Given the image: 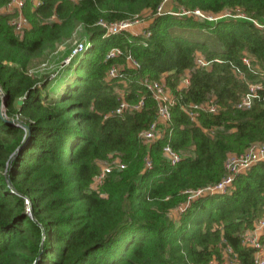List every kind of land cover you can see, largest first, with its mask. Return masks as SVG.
<instances>
[{
	"label": "trees",
	"instance_id": "trees-1",
	"mask_svg": "<svg viewBox=\"0 0 264 264\" xmlns=\"http://www.w3.org/2000/svg\"><path fill=\"white\" fill-rule=\"evenodd\" d=\"M9 1L0 0V7ZM25 1L31 26L21 35L0 13V264H208L225 246L239 264H254V250L241 236L263 214L264 160L238 174L229 194L193 200L176 220L169 213L186 201V190L219 181L228 154L264 142V90L249 109L234 107L248 83L261 79L241 57H254L264 72V34L247 19L155 14L163 0H39L34 9L33 0ZM171 2L178 9L239 8L264 18V0ZM144 12L154 14L147 38L103 36L97 24ZM79 27L86 36L82 54L66 68L30 73L35 59ZM113 47L130 50L139 63L126 70V99L143 96L144 105L105 117L120 102L121 85L106 79L109 66L124 61L105 58ZM197 51L221 62L196 68ZM185 70L189 85L178 89ZM163 73L175 103L164 136L147 147L139 133L155 119L156 103L139 81ZM212 96L221 107L216 114L201 111L194 122L183 110ZM166 143L183 154L175 165L162 156ZM111 154L125 167L91 189Z\"/></svg>",
	"mask_w": 264,
	"mask_h": 264
},
{
	"label": "built area",
	"instance_id": "built-area-1",
	"mask_svg": "<svg viewBox=\"0 0 264 264\" xmlns=\"http://www.w3.org/2000/svg\"><path fill=\"white\" fill-rule=\"evenodd\" d=\"M9 5H13L16 8H20L23 4V0H10L8 2ZM161 3L157 9L155 14L163 13ZM182 15L186 13H191L199 17L200 20H216L221 17H229L231 16L234 19H247L254 23V25L264 34V18L262 20L254 19L247 16L243 13L239 8H235V13L230 15L226 13L225 15L222 14H210L199 9L194 10H187V9H180ZM154 14L147 15L150 16L148 19H131V20H121L115 22H105L103 20L97 21V24L104 28V35L109 36L118 34L121 32H128L132 36H141L147 38L150 36L151 32L149 30V24L152 20ZM142 21V22H140ZM10 22V21H9ZM17 23L16 20L13 21V24L10 22L11 25H15ZM19 27V24L17 25ZM86 40L80 42L76 48L71 52L70 56L66 62H68L71 58L81 52L85 48ZM121 56H124L123 62H114L109 66L106 71V79L107 80H116L121 86L117 87L116 93L120 98V102L117 107L109 114L105 115H117L121 116L126 112H134L140 111L144 105V97L140 96L139 100L136 102H129L126 99V95L128 92V82H127V74L126 70L128 69H138L139 63L134 59L130 50L126 52L119 48L113 47L107 53L105 58L106 59H116ZM213 61L221 62L219 59L208 60L202 53L196 52L194 56V67L196 68H210ZM241 61L246 67L254 69V72H258L260 74L261 79L255 82H249L247 90L242 93L237 102L234 103V107L236 109H249L254 100L259 97L260 91L264 90V72L260 70L253 62L255 58L249 56L248 54H244L241 57ZM236 73L239 75L240 78H244L243 74L239 69L235 70ZM262 71V72H261ZM168 73H163L159 79H152L149 77H143L139 83L143 86L148 93L150 94L151 98L156 103V115L155 119L149 124L146 129H143L139 133V137L147 145V147L151 146L155 141L159 138L164 136L166 129L170 124L171 119V106L175 103V97L171 89L167 86L165 77ZM189 85V70H185L183 75L180 77V81L178 84V89H183L188 87ZM0 95H2V90L0 88ZM183 110L189 116V118L197 122L199 113L206 112L211 114H216L221 110L220 105L217 103L215 97H210L209 99L201 102V103H189L186 106H183ZM111 156L115 157L110 161H104L107 164L101 167L98 173L94 176L97 182L102 185L105 178L109 173L113 170H121L125 166L122 163L121 159L116 154H111ZM162 156L163 158L170 164L175 165L177 164L182 158V152L174 149L170 143H166L162 148ZM264 160V142H256L252 143L248 146L243 152L236 154H228L224 161V169L225 173L221 177L219 181L213 184H208L196 189H188L186 190L187 199L185 202L181 203L177 206L178 211H183L185 208L188 207V203L193 200V197L201 198L208 195H215V194H229L232 189L234 188V179L235 177L240 174L246 172L253 164L258 161ZM151 161L149 158L145 159V167H150ZM197 195V196H196ZM193 196V197H192ZM197 198V199H198ZM196 200V199H195ZM26 203L28 201L26 200ZM175 208V209H176ZM264 231V205H263V214L257 218L254 223L253 227L246 229L242 233V245L244 247H248L254 250L253 258L254 264H264V244L260 239V233ZM225 250L232 255L234 264H239V260L237 254L232 251L231 247L225 246ZM215 262L212 259L208 264ZM224 262L216 261V264H223Z\"/></svg>",
	"mask_w": 264,
	"mask_h": 264
},
{
	"label": "rangeland",
	"instance_id": "rangeland-1",
	"mask_svg": "<svg viewBox=\"0 0 264 264\" xmlns=\"http://www.w3.org/2000/svg\"><path fill=\"white\" fill-rule=\"evenodd\" d=\"M73 1H75V0H73ZM162 3H163L162 4V10L164 12L170 13V14H173L176 16H182L180 9H184V8L178 9L175 6V4L173 2H171V0H163ZM25 4H26V1L23 0V4L20 8H16L13 5H9V4L0 7V13L6 14L8 16L9 21L12 24H13L14 20L17 21V23L15 25H11L9 22V24L13 27V30L17 35H21L24 30L30 28V26H31L30 21L28 20L27 16L25 15V11H24ZM39 4H40L39 0H33L32 9H34ZM234 9L235 8H227V9H224L221 13H217V14L225 15L226 13H228V14L232 15L235 13ZM147 15H149V12H144L141 15L136 16L135 18L144 20V19H148V17H150ZM185 15L186 16H193L197 20H200L199 17H197L194 14H191L190 12L186 13ZM214 15H216V14H214ZM229 17L232 18L231 16H229ZM54 20H56L55 15H53L47 21H54ZM152 20H153V18H152ZM152 20H149V21L152 22ZM140 22H142V21H140ZM18 24H19V27H17ZM149 26H150V24H149ZM85 37L86 36H85L84 29L81 27L77 28V30L72 34V36L68 40L57 45L55 47V49L49 51L47 54H44L43 56L35 59L32 66L30 67V70H29L30 73L39 75V74L51 73L53 71L55 72V71L59 70L60 68L68 67V65L71 64L72 60L76 56H79L80 54H82V52L85 50L87 45H85V48L81 52H78L77 55H75L68 62H66V60L68 59V56H70V54L74 50V48H76L80 42L84 41ZM64 70H66V69H64ZM230 154H232V153H230ZM108 157L110 158V161L115 158L114 156L112 157L111 155H109ZM106 164L107 163L104 161L100 162V164H99L100 168L105 166ZM100 187H101L100 183L97 182L95 178H93L90 188L93 190H98ZM197 198L194 196L193 200H195ZM193 200H191L187 205L190 206L191 202ZM185 210H186V208H185ZM183 211L180 212L177 210V208L173 209L169 213V216H170V218L176 220V219H178V217L180 216V214ZM263 236H264V231H262L260 233V239ZM233 258L234 257L232 255H230L224 248V249H222L221 257L219 259L215 258L214 259L215 262H213L211 264H216V261H218L219 263L224 262L223 264H234L235 262L233 261Z\"/></svg>",
	"mask_w": 264,
	"mask_h": 264
},
{
	"label": "water",
	"instance_id": "water-1",
	"mask_svg": "<svg viewBox=\"0 0 264 264\" xmlns=\"http://www.w3.org/2000/svg\"><path fill=\"white\" fill-rule=\"evenodd\" d=\"M4 119H5V121H10L12 123H15L17 121L16 119H8V118H4Z\"/></svg>",
	"mask_w": 264,
	"mask_h": 264
}]
</instances>
